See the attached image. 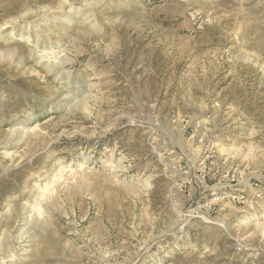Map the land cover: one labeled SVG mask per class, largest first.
<instances>
[{"label": "rangeland", "instance_id": "rangeland-1", "mask_svg": "<svg viewBox=\"0 0 264 264\" xmlns=\"http://www.w3.org/2000/svg\"><path fill=\"white\" fill-rule=\"evenodd\" d=\"M0 264H264V0H0Z\"/></svg>", "mask_w": 264, "mask_h": 264}]
</instances>
